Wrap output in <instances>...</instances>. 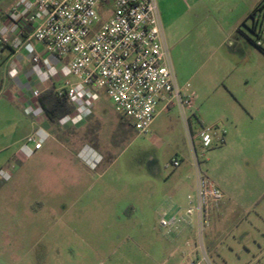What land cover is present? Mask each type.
<instances>
[{"label":"rangeland","instance_id":"obj_1","mask_svg":"<svg viewBox=\"0 0 264 264\" xmlns=\"http://www.w3.org/2000/svg\"><path fill=\"white\" fill-rule=\"evenodd\" d=\"M261 1L156 0L173 72L195 110L183 118L158 101L140 134L100 91L81 135L101 157L92 168L60 148L44 172L0 186V264H264V55L236 31L256 40L242 22ZM202 128H216L208 149ZM195 155L227 205L202 239L196 231L176 239L158 214L184 202ZM38 199L45 211L32 216L26 206Z\"/></svg>","mask_w":264,"mask_h":264},{"label":"built area","instance_id":"obj_2","mask_svg":"<svg viewBox=\"0 0 264 264\" xmlns=\"http://www.w3.org/2000/svg\"><path fill=\"white\" fill-rule=\"evenodd\" d=\"M6 17L7 24L0 27V47L23 49L45 72L52 70V64L37 57L33 43L67 61L75 81H66L56 93L66 95L73 112L57 120L61 126L90 118L100 91L120 119L140 134L151 127L158 101H165L166 108L174 103L183 118L195 110L194 94H182L173 72L156 0H16ZM259 28H264V19L257 23ZM32 94L38 100L39 92ZM24 113L33 118L44 115L39 104L26 106ZM216 134V128L198 132L202 149L212 146ZM48 138L45 130L35 129L21 143L19 154L31 157ZM217 142L223 143V138ZM171 163L180 166L178 160ZM194 168L195 188L186 196V206L176 210L169 206L158 214V225L166 235L194 227L202 239L211 214L219 209L222 192L202 174L196 155ZM10 180L11 174L0 169V182ZM202 261H207L206 255Z\"/></svg>","mask_w":264,"mask_h":264},{"label":"crops","instance_id":"obj_3","mask_svg":"<svg viewBox=\"0 0 264 264\" xmlns=\"http://www.w3.org/2000/svg\"><path fill=\"white\" fill-rule=\"evenodd\" d=\"M15 1L4 0L0 3V27L7 24L6 14ZM252 10L251 7L247 9L246 13L249 15ZM33 47L37 57L50 60L51 71L45 72L41 66L32 63L29 55L23 49L13 50L10 46L0 47V169H5L12 175L9 182H0V186H7L10 190L24 180L26 172H40V170L44 172L45 160L54 152L60 153L62 150L63 155L69 154L70 157L78 159L83 164L86 163L89 168H92L101 159L94 148L83 144L81 140L82 133L91 128L93 124L94 107L93 115L90 118L74 119L64 126L59 125L57 120L50 121L45 112L38 118L24 113L26 106L40 105L39 101L33 97L34 90L38 91L39 95L49 88H53L56 92V90L64 88L66 81H75L68 72L66 60H58L48 55L38 43H33ZM37 128L45 130L49 134V138L40 150L31 157L24 158L19 154L18 149L24 139ZM29 161H31L30 166L25 169L23 165ZM194 188L195 177L190 182L182 205L171 203L174 208L185 207L186 196L192 194ZM226 205L227 203L223 201L222 197L219 209L211 214L207 228L215 226L222 220ZM26 209L32 216L39 215L45 211V202L39 199L32 201L28 203ZM188 231L195 232V229L194 227L183 228L176 233L175 238L184 237ZM180 249L181 247L177 245L169 255L174 256ZM185 260L186 258L183 257L181 264H186L187 260Z\"/></svg>","mask_w":264,"mask_h":264},{"label":"trees","instance_id":"obj_4","mask_svg":"<svg viewBox=\"0 0 264 264\" xmlns=\"http://www.w3.org/2000/svg\"><path fill=\"white\" fill-rule=\"evenodd\" d=\"M258 13L262 14V19H264V0L242 22V26L248 28L249 32L256 37V40L244 34L241 29H237L236 31L252 44L259 53L264 55V28L256 30L257 24L252 21ZM248 20L252 21L250 27L246 26ZM258 41H260V45L257 44ZM38 101L50 121H56L64 115L73 112V106L67 101L66 95L63 94L61 97L57 96L53 88H49L39 95Z\"/></svg>","mask_w":264,"mask_h":264},{"label":"flooded vegetation","instance_id":"obj_5","mask_svg":"<svg viewBox=\"0 0 264 264\" xmlns=\"http://www.w3.org/2000/svg\"><path fill=\"white\" fill-rule=\"evenodd\" d=\"M262 19V14H260V13H258L255 17H254V19L252 20L254 23H259V21ZM251 21V22H252Z\"/></svg>","mask_w":264,"mask_h":264}]
</instances>
